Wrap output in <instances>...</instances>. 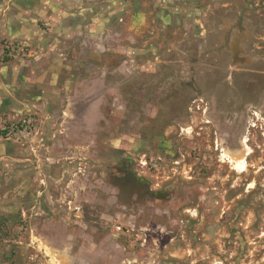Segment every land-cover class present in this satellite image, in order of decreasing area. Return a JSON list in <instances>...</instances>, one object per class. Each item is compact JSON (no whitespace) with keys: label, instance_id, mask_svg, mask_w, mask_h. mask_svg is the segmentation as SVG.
Here are the masks:
<instances>
[{"label":"rangeland","instance_id":"obj_1","mask_svg":"<svg viewBox=\"0 0 264 264\" xmlns=\"http://www.w3.org/2000/svg\"><path fill=\"white\" fill-rule=\"evenodd\" d=\"M53 258L264 264V0H0V264Z\"/></svg>","mask_w":264,"mask_h":264},{"label":"bare ground","instance_id":"obj_2","mask_svg":"<svg viewBox=\"0 0 264 264\" xmlns=\"http://www.w3.org/2000/svg\"><path fill=\"white\" fill-rule=\"evenodd\" d=\"M249 153L250 152V148L249 147H245V155L246 153ZM224 159L227 160V161H230L235 169L239 172H245L248 168V163H247V160H246V157L244 156H233L231 154H224ZM53 264H62V262L58 261L56 258H53Z\"/></svg>","mask_w":264,"mask_h":264},{"label":"flooded vegetation","instance_id":"obj_3","mask_svg":"<svg viewBox=\"0 0 264 264\" xmlns=\"http://www.w3.org/2000/svg\"><path fill=\"white\" fill-rule=\"evenodd\" d=\"M244 150H245V147H244ZM245 153V152H244ZM239 154H241V152L239 153ZM242 155V154H241ZM238 156V155H237ZM223 162H226V160H224ZM229 163H231L230 161H228Z\"/></svg>","mask_w":264,"mask_h":264}]
</instances>
